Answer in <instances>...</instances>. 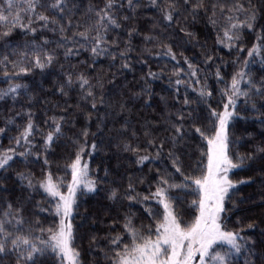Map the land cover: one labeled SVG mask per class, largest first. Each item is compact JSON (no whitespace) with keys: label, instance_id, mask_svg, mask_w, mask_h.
<instances>
[{"label":"snow or ice","instance_id":"snow-or-ice-1","mask_svg":"<svg viewBox=\"0 0 264 264\" xmlns=\"http://www.w3.org/2000/svg\"><path fill=\"white\" fill-rule=\"evenodd\" d=\"M149 6L157 15L145 18L150 23L142 31L138 14ZM125 12L128 14H121ZM202 13L206 26L217 33L216 45L229 52L238 49L242 53L245 51L241 46L242 33L244 29L257 31L259 18L264 16V0L259 4L253 0L247 3L235 0L230 6L209 4L208 0H148L147 5L143 0H103L102 6L90 3L83 12L78 0H0V42H5L7 48L11 45L6 42L13 33L23 36L11 54L0 59L5 79L27 77L35 70L43 74L59 65L50 91L63 100L62 107L60 101L53 105L54 109H60L58 113L53 111L49 116V109H43L41 126L37 123V112L32 111L36 98L29 96L28 104L0 127V135L7 134L12 127L16 130V135L9 137V146L0 148V172L6 173L16 160L25 167L42 161L39 178L31 171L21 170L16 172L15 179L21 190L28 193L27 202L37 192L41 193L49 207H42L37 201L34 208L54 218L53 224L44 228L39 219L26 218L23 203L14 207L9 198L0 214V264H83L81 252L75 247L73 223L78 200L81 195L96 193L102 183L109 181L110 175L120 176L119 180H111L107 190L110 208L119 204L120 209L126 210L117 209L108 228L111 231L120 227L121 231L103 237L104 246H99L101 239L95 235L89 240V252L102 256L104 264H234L233 254L244 253L248 257L245 264H264V241L258 243L242 235L254 230L256 222L231 230L227 227L230 214L237 210V203L232 201L233 193L239 191L241 185L255 183L252 176L233 180L231 174L235 170H250L257 172L264 183V139L241 153L233 151V145L238 146L239 140L233 139L231 131L234 122L249 120L246 115L249 112L258 113L252 119L264 129V78L256 80L247 70L253 63L248 58L261 56L264 64V25L256 42L247 49L244 67L234 72L230 81L224 80L217 66L215 79L224 87L215 89L210 86L208 75L192 62L193 57L183 52L178 55L175 50L182 46L184 38L188 42L193 40L196 34L187 25L189 21L192 25L198 23ZM241 15L244 16L242 21ZM130 21L137 23L128 27L126 38L121 39L123 28ZM113 32L117 35L110 37ZM44 33L57 38L49 39ZM137 38L141 41L138 48L133 44ZM201 48L203 65L211 67L216 57L209 55L203 45ZM133 51L138 52L137 61L144 65L153 57L174 62L167 87L172 91V103L178 107L167 110L169 100L160 96L166 109L163 137L154 134L160 126L158 123L144 121L139 128L132 124L131 113L137 101L143 99L144 107L151 106L154 89L149 81L164 75L163 71L157 73L149 68L140 78L143 83L136 84L138 91L132 90L131 82L122 83V78L126 80L124 74L133 70ZM82 53L88 54L84 60L79 59ZM72 58L78 63L61 62ZM100 58L108 61V72H97ZM112 68L116 70L111 71ZM189 89L195 93V99H190ZM21 90L28 92V85L10 82L6 89H0V99L11 96L16 102ZM46 91L40 87L42 94ZM217 93L219 100L213 106ZM73 99L75 103H69ZM94 113L96 132L91 131ZM110 118L113 123H122L114 130L116 135L109 136V143L115 139L117 151L131 153L136 166L161 161L165 148L168 149L166 156L170 168H157L147 194L137 191V185L147 183L148 177L131 174L124 177L119 173L122 167L119 162L115 173L106 166L100 176L99 166L94 173L84 159L85 155L91 157L99 152L103 139L96 137L102 135ZM17 119L23 123L17 124ZM81 119L83 123L78 131L67 137L74 151L70 150L62 169L57 166L65 174L70 173L71 179L66 181L65 176L52 172L48 156L53 146L65 137V126L75 129ZM112 131L109 129L110 133ZM89 136L93 137L90 145ZM248 136L253 139L251 133ZM261 136L264 137V131ZM196 137L206 142L207 150L201 152L197 161L188 164L189 171H186L184 157L191 159L186 149L189 141ZM126 171L130 172L131 167ZM7 180L6 175H0V192L8 191ZM188 195L194 198L187 201L188 208L184 209L180 205ZM153 202L156 208L150 206ZM137 206L154 224L136 225L132 209ZM158 209H162V213ZM237 223L241 221L238 219ZM261 235L264 236V229ZM92 264L100 262L93 260Z\"/></svg>","mask_w":264,"mask_h":264},{"label":"trees","instance_id":"trees-1","mask_svg":"<svg viewBox=\"0 0 264 264\" xmlns=\"http://www.w3.org/2000/svg\"><path fill=\"white\" fill-rule=\"evenodd\" d=\"M80 4L81 12L87 8V6L92 4L101 5L103 0H78ZM235 0H208V3H225L227 5H231ZM247 3V0H244ZM260 0H253V3L259 4ZM145 5L148 4V0H143ZM128 14V13H121ZM79 15V13H78ZM157 12L152 10L149 7H144L139 11V27L141 30H146L149 26V21L145 18L156 16ZM239 19L242 21L244 16L241 15ZM137 23V21H130L128 25L124 26L123 32L121 33V39L126 38V32L128 27ZM264 25V16L259 18L257 23V31L249 32L247 29H244L242 33V42L241 46L245 49L244 52H239L238 49L232 50L229 52L228 49L223 48L219 45H216V37L217 33L210 26H206V18L201 14V18L198 23L192 25L189 21L187 25L189 30L193 31L196 35L191 42H188L187 38H184L182 41V46H177L175 50L179 53L183 52L184 55L193 57L192 62L194 64H198L202 71L208 75V82L211 87L215 89L223 88V83H217L215 79V71L217 66H220L221 73L224 76L225 81H230L231 76L234 72L240 70L244 67V61L247 56V49L252 47L253 43L256 42L257 35L260 33L261 26ZM49 39L55 40L57 37L53 36L51 33H44ZM117 33H110V37H114ZM23 36L18 33H13L12 37L6 42L10 47L5 48L4 43L0 42V59L5 55H10L13 48L16 47L18 42H22ZM199 40V43L196 41ZM135 47H139L141 45V41L139 38L133 41ZM201 45L204 46V50L208 51L209 55H214L216 60L211 65V67H206L203 65V56L200 55L202 48ZM54 47V45H52ZM87 53H82L79 57L80 60H84L87 58ZM138 52L133 51L132 53V62H133V70L131 72H127L124 75L126 76V80L121 79L122 83L131 82L133 85L132 90L138 91L139 88L136 87L137 82L140 84L143 81L140 80L142 76H144L149 68L153 72H161L163 71L164 75L161 79L158 80H150L149 83L154 89V96L151 101L150 107L143 106V99L136 102V106L131 113V121L132 124L139 128L140 124L144 121L158 123L160 126L156 129L155 135L159 137H163L165 135L166 124L164 122L163 116L166 112L164 104L160 100V96H165L169 100V106L167 110H175V107L178 105H174L172 103V91L168 89V76L173 70V63L168 61L166 58H149L147 65L141 64L137 61ZM14 59V57H11ZM139 59H143V57H139ZM253 60V63H250L248 66L249 73L256 80H260L264 78V64L261 63V56H255L253 58H248ZM227 62L226 64L224 62ZM235 61V63H233ZM62 63H72L77 64L78 61L75 58L70 59L68 62L61 61ZM167 64L165 68L164 65ZM119 66V62L117 66ZM59 65L56 66V69L46 70L45 73L41 74L39 70H35L32 74L27 77H20L19 79H15L12 81L6 80L3 73L5 71L3 65H0V89H6L10 82L12 83H21L28 85V92H24L21 90L20 96L13 102L11 96H8L4 99H0V127L5 126V120L10 116H15L16 112H19L22 107L26 106L29 102V96L35 97V101L33 103L32 111L37 112V123L42 126L43 124V109L47 107L49 109L48 115L51 116L53 111L59 112L60 109H54L53 105L60 101L61 107L63 106V100L58 95H53L50 91L52 88V81L54 76L56 75V70ZM186 68V65H183ZM97 72L103 70L104 72H108L109 66L108 61L104 58H100L98 63L96 64ZM115 68H112L111 71H115ZM11 71V69H9ZM96 73H92L95 75ZM111 79V77H108ZM203 79V77H202ZM48 90L46 93L42 94L40 92V87ZM190 99H195V93H192L189 89ZM184 94V90H181V97ZM75 97V94H73ZM47 100L48 104L45 105L44 101ZM219 100L218 93L215 95L213 100V106H216V101ZM69 103H75V99L70 100ZM71 115V114H70ZM95 113L93 114V121L91 124V131H97V121L95 119ZM100 115H104L103 109L100 111ZM249 116L248 121H238L234 122V126L231 129L233 133V139L239 140V145H233V151H239L244 153L250 150L252 144L259 143L264 137L261 136V132L264 129L261 128L258 121H253V117L257 116L258 113H246ZM17 124L23 123L21 119L16 120ZM83 123L81 119L75 129L71 128L70 125L65 126V137L62 138L60 142L53 146L51 153L48 156L49 162L51 164V170L56 175L65 176L66 181L71 179L70 173L65 174L62 170H58V165L62 166L66 162V159L69 155L70 150L74 151L71 148V145L67 142V137L72 136L76 131H78L79 127ZM122 121L113 123L111 118L107 121V126L103 129L102 135H98L96 139H103V143L100 145V150L98 153L89 157L87 155L84 156V159L89 162L91 169L95 173L96 169L99 166V175L103 176V168L109 167L113 170V173L116 172V167L118 162L122 165L119 169V173L126 177L131 174L137 177H148V182L143 185H137V191L142 194H147L149 189V184L154 183L152 177L154 176L157 168L163 169L165 166L170 168V165L167 164V147L165 148V155L161 159V161L156 163H147L143 166H136L134 164V157H132L131 153H124L122 151L118 152L115 143L116 140L113 139L111 143H109V136H115V129L120 127ZM109 129H113L110 133ZM47 131V129H44ZM251 133L253 139H249L248 134ZM16 130L14 127L10 128L7 134L0 135V148H6L9 146V137L15 136ZM37 139H39V135L37 134ZM93 137L89 136L88 143L89 145L92 143ZM207 145L206 142H201L199 137L192 139L189 141V148L186 149L187 152L191 153V159L187 156L184 157L186 161V171H189L187 165L190 163H194L197 161L201 152H206ZM154 153V149L152 150ZM204 161L206 163V156L204 157ZM42 161L39 163H30L25 167L19 160L11 163V166L8 168L6 173L0 172V175H6L8 177L7 180V188L8 191L0 192V214H2L4 207L6 206V201L10 198L14 207H18L21 203L25 205V216L27 219L31 221H35L37 219L40 220L41 226L44 228L50 227L54 218L48 212H39V209L34 208V205L37 201L41 202L42 207H49L45 197L37 192L33 195V198L30 202L26 201V197L28 193L26 191H22L19 183L15 179V174L17 171L26 170L33 172L37 178L40 176ZM131 167V171H126ZM151 169V172L149 171ZM252 176L255 178V183L249 185H241L239 187V191L233 193L232 201L237 203V210L230 214L231 218L227 220V227L231 229L242 228L245 227L249 222H256L257 227L254 230H247L242 233L246 238L252 237L258 243L260 241H264V236L261 235V230L264 229V183H262L261 179L258 178L259 174L257 172H253L250 170L240 171L235 170L233 174H231V179L239 180L241 178H247ZM112 179H120L118 175H110L109 181L104 182L100 185L99 190L96 193H91L86 196L81 195L78 200V207L75 210V219L73 221L75 227V247L78 248L81 252V260L83 264H92L93 260H97L100 264H104V260L102 256L97 255L95 252H89V240L95 235L96 237L101 239V244L103 245L102 238L107 235H115L117 232H120V227L115 228L114 230H109L108 225L112 223V218L116 216V211L119 209L120 211H124L126 209H120L119 204L114 208H110L111 202L107 200V190L111 186ZM179 180V177L177 178ZM126 184V179L124 181ZM66 190V189H65ZM194 197L188 195L185 197V202L180 205V207L187 209L188 204L187 201H191ZM242 198V199H240ZM232 201L229 202V208L232 207ZM151 207L156 208L157 206L153 202ZM162 213V209H158ZM136 214L135 223L139 226L141 223L147 225L149 223H153V220H150L148 216L143 212V209L140 206H137L132 209ZM39 212V215L35 213ZM187 219L188 217L185 216ZM240 220L241 223H237V220ZM81 221L83 224L81 225ZM93 248L97 246H92ZM234 264H245L246 259H248L247 254H233L232 257Z\"/></svg>","mask_w":264,"mask_h":264}]
</instances>
